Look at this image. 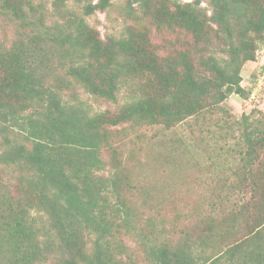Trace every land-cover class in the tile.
Masks as SVG:
<instances>
[{
	"label": "trees",
	"instance_id": "16d2710c",
	"mask_svg": "<svg viewBox=\"0 0 264 264\" xmlns=\"http://www.w3.org/2000/svg\"><path fill=\"white\" fill-rule=\"evenodd\" d=\"M136 3L122 34L105 39L86 17L104 11L110 0H91L80 10L68 0H53L50 23L39 0H0V13L30 30L10 45L0 44L1 130L25 141L7 136L0 151V163L22 171L20 196L0 214V264H43L49 246L58 249L53 264H124L110 240L117 211L127 206L112 201L120 197L121 185L119 172L112 170L118 168L116 156L111 161L103 156L111 128L128 123L170 129L224 112L222 104L232 94L249 96L241 71L264 51V0ZM154 32L163 35L160 43ZM56 55L66 71L50 82ZM75 85L108 101L124 85L135 86L136 93L117 110L89 114L64 97ZM238 123L244 126L237 186L250 198L227 212L219 226L205 221L198 245L192 237L184 244L150 245L153 264H264V114L245 113ZM32 211L48 216L41 234ZM214 237L221 243L205 252Z\"/></svg>",
	"mask_w": 264,
	"mask_h": 264
},
{
	"label": "rangeland",
	"instance_id": "374dc122",
	"mask_svg": "<svg viewBox=\"0 0 264 264\" xmlns=\"http://www.w3.org/2000/svg\"><path fill=\"white\" fill-rule=\"evenodd\" d=\"M39 1L44 4L50 23L55 18L53 0ZM88 2L91 0H68V5L80 10ZM136 5V0H110L104 11L98 10L86 20L100 31L102 38L119 37L130 22L129 12ZM24 31L30 32L29 28L23 29L17 21L0 13V44L10 45ZM153 38L160 43L163 35L154 32ZM57 57L52 56V65L57 69L49 77L50 82L54 75H63L66 71L67 64L60 66ZM255 57L256 60L246 62L241 71L247 92L264 73V51L259 49ZM135 88L124 85L117 99L108 101L75 85L74 90H65L64 97L93 114L117 110L134 97ZM248 97L232 94L222 104L224 112L189 118L170 129L160 125L137 127L128 123L111 128V146L103 150V156L107 161L116 156L118 168L112 170L119 172L121 185L120 197L115 195L112 201L118 202L120 207L123 201L127 206L124 204L126 208L117 211L114 236L110 240L124 264H153L147 254L150 245L184 244L188 237L198 245L205 221L219 226L227 212L232 213L250 198L249 193L241 192L237 186L238 172L243 164L239 144L244 126L238 121L243 114L252 111L264 114V83L256 99L250 101ZM7 136L14 143L25 142L22 135L1 130L0 126V151L8 145ZM21 177L22 171L17 165L0 163V214L8 210L10 201L20 196L18 182ZM30 214L35 229L41 234L46 230L48 216L37 211ZM233 223L231 219L230 225ZM231 230L235 231L232 226ZM46 237H42L44 241ZM94 237H91V250ZM227 237L232 239L231 235ZM214 238L213 245L206 247L205 252L211 253L214 245L221 243V237ZM117 245H122V252ZM49 248V258L43 264H53V257L58 254V249ZM196 248L200 252L203 250Z\"/></svg>",
	"mask_w": 264,
	"mask_h": 264
},
{
	"label": "built area",
	"instance_id": "2783aa9c",
	"mask_svg": "<svg viewBox=\"0 0 264 264\" xmlns=\"http://www.w3.org/2000/svg\"><path fill=\"white\" fill-rule=\"evenodd\" d=\"M263 79H264V73L260 78L257 79V83L255 84V86L250 87V94L248 97L250 101L256 99L260 90L263 88V83H264ZM241 84L244 87L243 82H241Z\"/></svg>",
	"mask_w": 264,
	"mask_h": 264
}]
</instances>
